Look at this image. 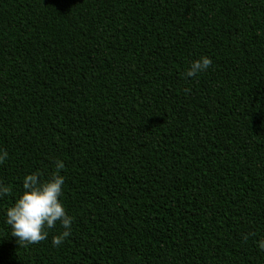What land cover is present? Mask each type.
Returning <instances> with one entry per match:
<instances>
[{
	"label": "trees",
	"instance_id": "16d2710c",
	"mask_svg": "<svg viewBox=\"0 0 264 264\" xmlns=\"http://www.w3.org/2000/svg\"><path fill=\"white\" fill-rule=\"evenodd\" d=\"M0 149V264H264V0H0ZM57 159L71 235L22 246Z\"/></svg>",
	"mask_w": 264,
	"mask_h": 264
},
{
	"label": "clouds",
	"instance_id": "9594fccd",
	"mask_svg": "<svg viewBox=\"0 0 264 264\" xmlns=\"http://www.w3.org/2000/svg\"><path fill=\"white\" fill-rule=\"evenodd\" d=\"M211 65L210 57L200 56L188 65L184 76L195 77L206 72ZM8 157V151L0 149V165L4 164ZM54 168L47 179H42L38 171L26 174L22 180L23 191L4 212V223L10 229V235L22 246L27 247L46 240L48 230L54 229L57 222L63 231L52 237L51 243L54 247L61 246L71 235L74 218L67 213L62 199L65 177L61 175V170L65 168V164L57 159ZM10 192L11 187L0 181V199ZM247 238L245 235L244 239ZM257 247L264 251V239L257 241Z\"/></svg>",
	"mask_w": 264,
	"mask_h": 264
}]
</instances>
